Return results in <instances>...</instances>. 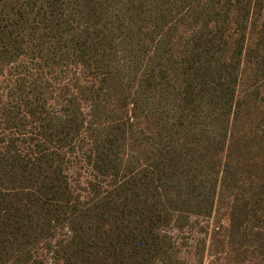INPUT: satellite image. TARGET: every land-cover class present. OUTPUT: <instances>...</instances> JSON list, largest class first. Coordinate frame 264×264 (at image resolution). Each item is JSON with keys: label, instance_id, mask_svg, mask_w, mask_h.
<instances>
[{"label": "trees", "instance_id": "1", "mask_svg": "<svg viewBox=\"0 0 264 264\" xmlns=\"http://www.w3.org/2000/svg\"><path fill=\"white\" fill-rule=\"evenodd\" d=\"M214 246L264 264V0H0V264Z\"/></svg>", "mask_w": 264, "mask_h": 264}, {"label": "rangeland", "instance_id": "2", "mask_svg": "<svg viewBox=\"0 0 264 264\" xmlns=\"http://www.w3.org/2000/svg\"><path fill=\"white\" fill-rule=\"evenodd\" d=\"M213 225V219L193 220L190 226L186 228L183 232H172L175 242L178 244L177 246L181 250L182 256L184 258L192 259V255L196 252H199L201 248H203L204 244L206 248L209 249ZM216 248L217 247L215 246L212 248V256H207L204 260V264H224L221 259L222 257L219 255H215Z\"/></svg>", "mask_w": 264, "mask_h": 264}]
</instances>
